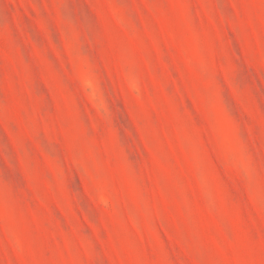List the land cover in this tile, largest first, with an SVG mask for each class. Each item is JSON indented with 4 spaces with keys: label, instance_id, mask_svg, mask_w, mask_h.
<instances>
[{
    "label": "rangeland",
    "instance_id": "1",
    "mask_svg": "<svg viewBox=\"0 0 264 264\" xmlns=\"http://www.w3.org/2000/svg\"><path fill=\"white\" fill-rule=\"evenodd\" d=\"M0 264H264V0H0Z\"/></svg>",
    "mask_w": 264,
    "mask_h": 264
}]
</instances>
